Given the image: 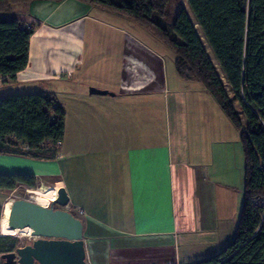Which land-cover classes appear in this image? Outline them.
Segmentation results:
<instances>
[{
  "label": "crops",
  "instance_id": "0c3cea01",
  "mask_svg": "<svg viewBox=\"0 0 264 264\" xmlns=\"http://www.w3.org/2000/svg\"><path fill=\"white\" fill-rule=\"evenodd\" d=\"M3 19L35 29L25 69L0 77V98L50 95L65 118L62 142L45 148L53 158L0 154V174H31L40 186L31 201L49 207L63 192L65 210L82 211L87 264H199L217 254L228 204L215 175L227 139L210 95L176 74L147 31L103 9L36 0Z\"/></svg>",
  "mask_w": 264,
  "mask_h": 264
},
{
  "label": "trees",
  "instance_id": "16d2710c",
  "mask_svg": "<svg viewBox=\"0 0 264 264\" xmlns=\"http://www.w3.org/2000/svg\"><path fill=\"white\" fill-rule=\"evenodd\" d=\"M32 1L0 0V14ZM78 1L147 31L171 51L176 74L199 84L238 132L244 159L243 205L234 237L199 264H264V225L259 228L261 210L253 206L254 200L264 198V0H186L207 49L184 9L174 17L168 13L170 0ZM34 29L19 19L0 20V77L14 79L25 69ZM64 118V109L50 95L0 98V154L53 158L45 148L62 142ZM23 186L34 189L36 178L0 174L1 190ZM18 242L0 235V255L14 251Z\"/></svg>",
  "mask_w": 264,
  "mask_h": 264
},
{
  "label": "water",
  "instance_id": "95a60500",
  "mask_svg": "<svg viewBox=\"0 0 264 264\" xmlns=\"http://www.w3.org/2000/svg\"><path fill=\"white\" fill-rule=\"evenodd\" d=\"M89 93L109 95L90 88ZM68 199L59 192L49 207L25 199L13 200L7 223L9 230L31 227L29 242L0 255L2 264H87L83 224L65 208Z\"/></svg>",
  "mask_w": 264,
  "mask_h": 264
},
{
  "label": "rangeland",
  "instance_id": "374dc122",
  "mask_svg": "<svg viewBox=\"0 0 264 264\" xmlns=\"http://www.w3.org/2000/svg\"><path fill=\"white\" fill-rule=\"evenodd\" d=\"M184 9L188 16L190 17L192 23L194 24V27L198 33V35L201 37V33L195 25L194 19L191 15V12L187 6L186 0H170L168 3V13L174 17V15L180 10ZM202 42L204 43V39L201 37ZM205 48L207 49L205 43ZM168 52V55L166 56L167 61L173 59V54L171 51L166 49ZM214 63V61H213ZM3 83L0 82V86H2ZM9 96L14 95L13 93H3ZM211 101H213L211 99ZM213 103H215L213 101ZM219 113L221 116V120L224 121L225 127L224 136L227 139V143H225V151L221 153V155L218 157L223 158L221 160L225 165L223 166L222 170L220 171L218 169L215 179L219 182H223L227 187V209H226V216L227 218L224 219V222L220 234L221 237L219 238L220 242H224L223 245L220 247V251H222L232 240L234 237L235 228L238 223V219L241 213L242 205H243V170H244V159H243V153L241 149V145L239 143V135L238 132L235 130V128L230 124V122L226 119L225 116H223L220 108L218 105H216ZM40 186H36L34 189H28L23 187H18L15 191L7 192L6 194L0 193V206L2 209H4V212L1 210V219H0V235L1 236H10L18 239V247L22 246L24 243L29 242V237H20V236H14L11 232L7 229V223H8V216L6 214L7 209L3 208V204L6 201H10L12 203L13 200L18 199H25L30 200L28 195H32L34 191H36ZM228 195L230 196L228 199ZM226 201V199L223 200V203ZM229 201V202H228ZM33 202V201H32ZM222 203V204H223ZM225 204V203H224ZM220 211H222V208H226L222 205H219ZM224 211V210H223ZM14 231V230H13ZM218 243V244H219Z\"/></svg>",
  "mask_w": 264,
  "mask_h": 264
},
{
  "label": "bare ground",
  "instance_id": "6f19581e",
  "mask_svg": "<svg viewBox=\"0 0 264 264\" xmlns=\"http://www.w3.org/2000/svg\"><path fill=\"white\" fill-rule=\"evenodd\" d=\"M42 207H47V206H43L41 204H38ZM48 208V207H47ZM9 213H10V208L7 210L6 214L9 218ZM8 229V228H7ZM9 230V229H8ZM9 231H12L11 233L14 235V236H20V237H29L30 238V234H31V227L28 226V225H23L21 228L19 229H15L14 231L13 230H9Z\"/></svg>",
  "mask_w": 264,
  "mask_h": 264
},
{
  "label": "built area",
  "instance_id": "2783aa9c",
  "mask_svg": "<svg viewBox=\"0 0 264 264\" xmlns=\"http://www.w3.org/2000/svg\"><path fill=\"white\" fill-rule=\"evenodd\" d=\"M33 194L28 195L29 199L33 196ZM253 206L255 208H259L261 210V220H260V224H259V228H260L262 225H264V198L254 200ZM75 214L78 216H81L83 213H82V211L79 210V211H76Z\"/></svg>",
  "mask_w": 264,
  "mask_h": 264
}]
</instances>
